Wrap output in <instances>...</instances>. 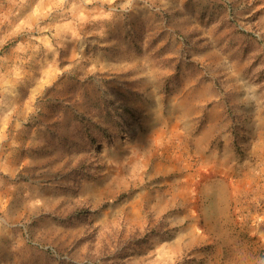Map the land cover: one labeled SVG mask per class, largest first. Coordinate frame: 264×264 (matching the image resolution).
<instances>
[{"label": "rangeland", "instance_id": "1", "mask_svg": "<svg viewBox=\"0 0 264 264\" xmlns=\"http://www.w3.org/2000/svg\"><path fill=\"white\" fill-rule=\"evenodd\" d=\"M0 264H264V0H0Z\"/></svg>", "mask_w": 264, "mask_h": 264}, {"label": "trees", "instance_id": "2", "mask_svg": "<svg viewBox=\"0 0 264 264\" xmlns=\"http://www.w3.org/2000/svg\"><path fill=\"white\" fill-rule=\"evenodd\" d=\"M101 134H103L104 133V130H101V132H100Z\"/></svg>", "mask_w": 264, "mask_h": 264}]
</instances>
